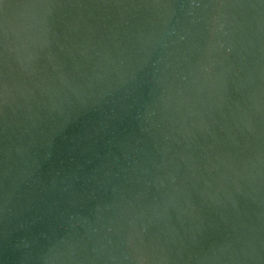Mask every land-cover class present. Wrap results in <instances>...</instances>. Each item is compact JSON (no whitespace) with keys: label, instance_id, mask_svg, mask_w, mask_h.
Segmentation results:
<instances>
[{"label":"clouds","instance_id":"clouds-1","mask_svg":"<svg viewBox=\"0 0 264 264\" xmlns=\"http://www.w3.org/2000/svg\"><path fill=\"white\" fill-rule=\"evenodd\" d=\"M0 264H264V0H0Z\"/></svg>","mask_w":264,"mask_h":264}]
</instances>
